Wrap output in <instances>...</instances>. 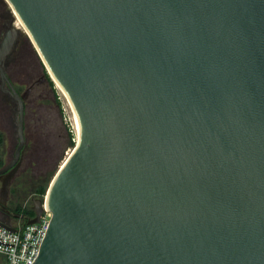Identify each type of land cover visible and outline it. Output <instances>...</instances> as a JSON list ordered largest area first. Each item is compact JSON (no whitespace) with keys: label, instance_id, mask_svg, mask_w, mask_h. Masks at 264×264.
<instances>
[{"label":"water","instance_id":"95a60500","mask_svg":"<svg viewBox=\"0 0 264 264\" xmlns=\"http://www.w3.org/2000/svg\"><path fill=\"white\" fill-rule=\"evenodd\" d=\"M6 1L80 124L32 264H264V0ZM19 31L0 43L15 159L32 86L18 92L3 62Z\"/></svg>","mask_w":264,"mask_h":264},{"label":"rangeland","instance_id":"374dc122","mask_svg":"<svg viewBox=\"0 0 264 264\" xmlns=\"http://www.w3.org/2000/svg\"><path fill=\"white\" fill-rule=\"evenodd\" d=\"M2 6L10 18L14 19V26L20 28L14 49L5 63L8 75L21 93L32 86L24 118L26 141L23 162L18 173L20 180L18 187L21 188V193L27 196L26 201L33 202L34 198L44 197L39 194L38 183L41 181L46 187L49 183L47 175L43 177L42 174L51 172L57 164L59 155L63 153L59 168L73 148L66 147L69 132L74 134L76 143L73 113L67 98L50 76L28 33L17 23L13 8L6 0H2ZM46 73L54 85L49 82ZM34 83L36 84L33 87ZM16 109V101L0 87V130L4 132V161L15 154L18 145ZM43 139L48 147L46 151L42 149Z\"/></svg>","mask_w":264,"mask_h":264},{"label":"built area","instance_id":"2783aa9c","mask_svg":"<svg viewBox=\"0 0 264 264\" xmlns=\"http://www.w3.org/2000/svg\"><path fill=\"white\" fill-rule=\"evenodd\" d=\"M42 203L40 221L19 224L17 231L0 225V254L5 255L7 264H32L36 261L51 221V211Z\"/></svg>","mask_w":264,"mask_h":264},{"label":"flooded vegetation","instance_id":"af4514ba","mask_svg":"<svg viewBox=\"0 0 264 264\" xmlns=\"http://www.w3.org/2000/svg\"><path fill=\"white\" fill-rule=\"evenodd\" d=\"M14 24H15L14 19L10 18V15L7 11L6 12L4 11L3 6H2V0H0V43H1L2 39L4 38V36L6 35V33L11 29L12 26H14ZM9 56L6 57L4 62H3V66L5 68H6L5 63H6L7 59L9 58ZM0 87H1V85H0ZM6 94H8V93H6ZM23 157H24V151L18 159H15V154L11 155V157L7 158V161H5V163L1 166V167H3L4 165L12 162L13 165L11 168H13L15 165L19 164L18 170H17L15 176L12 178V181H11V184L9 187L7 202L2 203L0 200V214L5 219L12 220V221H13L14 216H18V223L19 224H22L23 220L30 218L31 215L29 213L24 212V211L17 210L18 206L21 204L24 207V209H26V210L27 209L32 210V206H33V202H31V201L27 202L26 201L27 196L21 193L22 190H21V188L18 187L19 183L16 182L17 175H18L19 170L22 166ZM5 178H6V173L2 174L0 177V186L3 183V181L5 180ZM5 264H7V263H5Z\"/></svg>","mask_w":264,"mask_h":264},{"label":"trees","instance_id":"16d2710c","mask_svg":"<svg viewBox=\"0 0 264 264\" xmlns=\"http://www.w3.org/2000/svg\"><path fill=\"white\" fill-rule=\"evenodd\" d=\"M46 77L48 78L49 82H50L52 85H54V82H53V80L51 79V77L49 76L48 73H46ZM35 84H36V83L33 84V87L35 86ZM16 89H17V88H16ZM17 90H18V89H17ZM18 92H20V91L18 90ZM20 93H21V92H20ZM30 95H31V94H30ZM30 95L28 96V98L25 99V113H26V109H27L28 106H29V98H30ZM24 118H25V115H24ZM24 121H25V119H24ZM42 129H44L43 126H42ZM40 136H41L42 138H44L43 135H42L41 133H40ZM75 144H76V143H75V137H74V134H72L71 132H69L66 147H68V146H75ZM3 145H4V132H3V130H0V167L5 163V161H4V159H3ZM46 145H47V144H46V142H45L44 139H43L42 149H44V151H46V149L48 148ZM62 158H63V153H61V154L59 155V157H58V159H57V164H56V166L53 168V170H51V172L43 173V174H42L43 177H45V176L47 175L48 180H49V183H50L52 177L54 176L55 172L57 171V169H58V164H59V162L62 160ZM16 182H17V183L20 182V180H19V174L17 175ZM49 183H48L47 187H46V185H44L43 182H41V181L38 183V185L40 186V187L38 188V190H39V194H40L42 197L46 194L47 189H48V186H49ZM17 210H19V211H24V212H26V213H29L31 216L34 215V211H33V209H32V210H30V209H29V210H28V209L26 210V209H24V207H23L21 204L18 206Z\"/></svg>","mask_w":264,"mask_h":264},{"label":"bare ground","instance_id":"6f19581e","mask_svg":"<svg viewBox=\"0 0 264 264\" xmlns=\"http://www.w3.org/2000/svg\"><path fill=\"white\" fill-rule=\"evenodd\" d=\"M14 13H15V12H14ZM15 14H16V13H15ZM16 16H17V20H18L17 23H19L20 27H23V28H24V25H23V23H22L20 17H19L17 14H16ZM16 25H17V24H16ZM24 29H25V28H24ZM57 85H58V87L61 89V91H62V93L65 95V97L67 98L68 103H69V105H70V107H71V110H72V113H73V120H74V129H75V132H76V142H77V141H79V136H80V124H79L78 116H77L76 111L74 110V108H73V106H72V104H71V102H70V100H69L67 94L65 93V91L60 87L59 84H57ZM70 151H71V150H70ZM69 153H70V152H69ZM69 153H68V154H69ZM66 154H67V153H66Z\"/></svg>","mask_w":264,"mask_h":264},{"label":"crops","instance_id":"0c3cea01","mask_svg":"<svg viewBox=\"0 0 264 264\" xmlns=\"http://www.w3.org/2000/svg\"><path fill=\"white\" fill-rule=\"evenodd\" d=\"M18 224H19V223H18ZM6 261H7V260H6L5 255L0 254V264H5V263H7Z\"/></svg>","mask_w":264,"mask_h":264}]
</instances>
